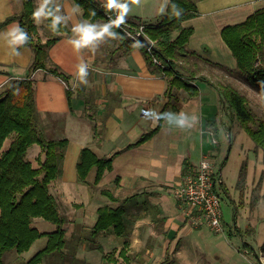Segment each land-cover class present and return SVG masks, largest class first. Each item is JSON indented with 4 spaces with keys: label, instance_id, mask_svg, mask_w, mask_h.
Returning <instances> with one entry per match:
<instances>
[{
    "label": "crops",
    "instance_id": "1",
    "mask_svg": "<svg viewBox=\"0 0 264 264\" xmlns=\"http://www.w3.org/2000/svg\"><path fill=\"white\" fill-rule=\"evenodd\" d=\"M53 2L56 8H59L56 15L65 17L72 31L77 24L90 23L83 17V10L78 13L74 0H63L61 6L56 1ZM169 2L170 0L167 1L166 9ZM197 6V14L182 23L183 26L194 29L187 45L188 49L198 52L214 63L235 69L237 60L224 41L222 30L227 25L244 21L255 11L263 8L264 0H198ZM22 8V0H0V22L10 15L20 13ZM131 18L147 22L146 16L129 12L125 19ZM42 23H37L38 37L41 41H46L52 35V30L47 23ZM13 24L19 23L13 21L0 28V64L4 70L0 73V93L12 79L30 78L35 88L40 127L49 139L67 138L60 173L51 184V191L59 205L63 209L68 207L63 206L65 201L59 202V199L62 198L65 187L81 181L95 188L97 195L95 201L99 203L94 204L92 208H81L84 211L83 217L81 215L79 218L76 217V222L78 219L85 222V218H90L91 211L97 212L103 205H118L125 198L136 194L135 198L128 202L125 220L128 226L129 224L135 226L137 237L141 240L166 241L169 249L174 245L177 250L170 249L174 263L176 261L179 264H204L202 259L200 261L196 259L195 253H201L203 259L210 257L211 259L207 260L208 264L211 260L221 264L223 261L224 264L228 263V260L231 261L230 255L233 250L229 243L232 240L231 236L237 232L233 233L229 229L232 233L229 236L228 230L230 239L221 233L212 237L211 246L199 245L198 240L204 235L202 228H198L197 231V228L189 224L175 195V188L181 178L185 173L196 169L201 156H207L211 152L215 154L213 160L216 159V155L220 156V160L227 157L226 146L224 151L220 146L222 143L231 144L235 120L223 107V98L219 91L210 84L198 80L196 84L199 87V94L196 96L189 97L183 88L176 90L175 109L170 104L166 105L167 79L160 73L151 72L145 54L140 48H134L129 52L106 49L103 56H106L107 60L97 64L101 48L97 46L94 49L87 47L75 49L70 43L75 38L74 33L70 36L63 34L48 52V63L57 64L62 71L71 76L67 82L44 68L29 71L33 61L32 48L16 46L15 51L19 55H15L2 35ZM81 61L88 66L86 84L81 83L77 76V66ZM69 88L72 91L71 100L67 93ZM165 107V113L184 112L189 117L196 116L197 122L191 127L180 128L162 119L161 127L154 136L140 145L125 148L144 132L157 127L160 119L154 120L148 113L160 114ZM95 126L100 131L96 139ZM199 144L201 148L198 152ZM89 145L99 155L108 156L121 151L116 154L112 169L107 170L98 182L96 167L90 170L84 180L80 178L77 169L81 150ZM26 157L34 166H38L39 158L44 159L45 153L39 144H33L28 148ZM223 167L222 165V172ZM113 188L116 189L115 192ZM107 189L111 190L115 199L111 200L112 198L102 192ZM121 193H125L123 198L119 197ZM134 200L136 204L133 203ZM71 206L80 209V201L73 200ZM131 208L135 212V217L130 223L127 214ZM38 220L35 219L32 224L41 231L49 232L56 228L53 223ZM93 224L92 221L91 225ZM234 225L238 226L235 220ZM205 229L211 233L209 228ZM239 230V227L235 228V231ZM187 237L196 247L195 252L185 247ZM46 241L47 239L45 243ZM247 244L245 243V248L252 249ZM213 257H222V261L219 262Z\"/></svg>",
    "mask_w": 264,
    "mask_h": 264
},
{
    "label": "trees",
    "instance_id": "2",
    "mask_svg": "<svg viewBox=\"0 0 264 264\" xmlns=\"http://www.w3.org/2000/svg\"><path fill=\"white\" fill-rule=\"evenodd\" d=\"M23 8L20 13L10 15L0 22V28L13 21H18L19 26L27 32L28 41L21 46H30L33 50V61L29 71L44 68L57 75L66 82L71 76L55 63L49 64V48L56 43L63 34L72 35L71 27L62 21L56 29L52 28V17L46 16L48 27L52 35L41 41L38 37V25L33 18L36 11L35 0H22ZM83 10V17L89 22L103 20L112 21L109 14L114 15L115 10L108 9L107 2L101 0H74ZM129 3L130 1L127 0ZM198 0H170L166 12L157 23L146 22L142 19H125L132 28L138 29L143 25V35L154 42L152 54L147 51L141 41L127 35L122 27H113L118 36V45L114 51L129 52L140 48L146 57L147 65L151 72L160 73L167 79L165 95L168 98L166 105L177 108L175 93L176 88H183L189 97L199 94L196 81H204L219 91L225 107L233 120L246 131L255 142L257 148L263 151L264 161V118H258L249 105L247 97L229 80V77H217L215 70H227L230 75L238 74L246 78L249 84L264 94V7L255 11L244 21L227 25L222 30L225 43L231 48L237 60L235 69L214 63L201 56L196 51L188 49V42L194 32L193 27L182 26L184 20L198 12ZM182 9L177 17L173 11ZM56 14V6L51 2L47 8ZM119 11V10H118ZM175 31L178 33L175 35ZM156 57L161 64L153 60ZM4 72L0 64V73ZM208 73V74H207ZM69 99L72 98L70 88L67 91ZM166 107L160 114L165 113ZM159 120L157 127L144 132L136 141L129 143L125 148L140 145L150 139L159 130L162 124ZM94 138L100 135L99 129L94 127ZM15 135L9 148L4 149L6 139ZM67 138L49 139L39 125L35 100V88L30 78L12 79L8 86L0 93V264H4V256L15 250L19 254L28 251L39 238L46 237L47 241L27 264H39L48 254L62 252L66 244L67 230L64 224L66 215L61 212L56 196L51 191L52 182L60 173V163L67 146ZM33 144H39L45 153L44 159L39 158V165L34 166L27 159V150ZM116 151L111 155H99L89 145L80 153L77 169L81 179H85L94 167L97 168L96 182L107 170L113 167ZM228 156L225 158L226 163ZM186 167L188 163L186 162ZM248 174V160L241 164L237 185L240 189V200L244 204L245 188ZM111 200L115 199L111 190H103ZM228 192V190H227ZM136 196L125 198L118 205H103L97 210L96 222L92 226V233H110L124 236L128 230L125 220L127 203ZM236 217V212L234 214ZM44 219L56 225L49 232L39 230L33 226L35 219ZM238 229V228H237ZM232 235L229 231V236ZM129 241L120 251L126 258ZM264 251V242L262 243ZM103 254V258L114 255ZM258 256V255H257ZM252 264V263H250Z\"/></svg>",
    "mask_w": 264,
    "mask_h": 264
},
{
    "label": "rangeland",
    "instance_id": "3",
    "mask_svg": "<svg viewBox=\"0 0 264 264\" xmlns=\"http://www.w3.org/2000/svg\"><path fill=\"white\" fill-rule=\"evenodd\" d=\"M36 9L39 8L43 0H35ZM56 1L59 6L63 3V0H52ZM130 13H137L139 16H146L147 21L155 23L156 20H160L161 16L166 12V4L168 0H140L139 4L132 3V0H129ZM106 4L107 0H103ZM54 3V2H53ZM55 4V3H54ZM75 7L78 13L82 12V8L79 5L75 4ZM46 22V16L41 17L39 24ZM106 24L105 21L99 20L94 23ZM42 23V24H43ZM93 23V22H90ZM48 26V25H47ZM46 26V27H47ZM130 29L135 31L136 29L132 28L129 24ZM183 26V24H182ZM114 32V31H113ZM178 31H175V35ZM119 36L117 35L115 39L111 37H106L103 42H100L98 46L101 48L99 51L100 59L97 60V64L103 63V60L106 61L107 57L103 56L104 51L109 48H115L118 45ZM91 49V48H88ZM103 58V59H102ZM217 77H229V80L247 97L249 105L253 109L254 113L258 118H264V94L259 90L252 87L246 78H241L242 76L238 74L230 75L227 70H215ZM208 74V73H207ZM177 89L176 88L175 93ZM177 105V102H175ZM226 109V108H225ZM230 131V130H229ZM15 135L9 136L3 147L4 149L9 148L14 140ZM212 141V138L211 140ZM217 140H215L216 142ZM226 146V156H228L226 163L219 159L216 155L214 159L216 165H223V180L225 182L224 194L222 195V209H223V220L225 229L223 231H217L213 227L202 224L196 226L195 223L189 224L192 227L202 228L201 231L204 233L199 245L205 244V246H211L212 237L216 234H221L228 236V230L231 229L234 234L231 236L232 240L230 243L232 245V254L231 261L228 260L226 264H264V251L262 250V243L264 242V161H263V151L261 148H257L255 142L250 138L246 131L237 123L233 125L232 130V141L231 144L225 145L221 144V148L224 151ZM200 144L198 146V152L200 150ZM201 155V154H200ZM211 152L207 156H210L213 159ZM219 155V154H218ZM200 158V157H199ZM202 158V156H201ZM200 158V159H201ZM226 158V157H225ZM28 159V158H27ZM196 159L198 157L196 156ZM244 160H248V174L247 182L245 188V197L244 204L240 200V189L237 185L238 173L241 167V164ZM228 190V192H227ZM115 192L116 189L113 188ZM125 193L119 195L120 198H123ZM95 188L89 184L82 182H77L74 185H69L65 187L64 194L60 201H65L63 206L68 207L63 209L60 205L59 208L67 217V222L64 224V227L67 230L66 233V244L62 252H55L48 254L44 257L43 261L39 264H173V256L170 253V249L175 251L177 248L171 245V248H167L168 242H158V241H143L140 237H137L135 226L129 224L127 233L123 236H116L115 234L110 233H92V225L96 222L97 212L94 213L91 211L90 218H85V222L79 221L76 222V217L79 218V215L83 217V209L92 208L94 204L99 203L95 201ZM73 200L80 201V206L74 208L71 206ZM178 200V199H177ZM179 202V201H178ZM136 204V201L134 202ZM115 205V204H114ZM129 203L127 204L128 207ZM187 205L181 206V209L186 215L185 207ZM131 207V206H130ZM129 207V208H130ZM236 212V217L234 214ZM87 211L86 215H88ZM128 213V212H127ZM135 212L131 208L130 213L127 214V219L132 221L135 217ZM88 217V216H87ZM44 220V219H43ZM188 221V217H186ZM234 220L237 221L238 226L234 225ZM38 221H42V218ZM50 222V221H49ZM90 222V224H89ZM52 223V222H50ZM240 228L239 231H235V228ZM209 228L211 233L205 229ZM205 229V230H204ZM230 231V230H229ZM212 235V236H211ZM237 236V237H236ZM211 237V240H210ZM170 238V236H169ZM229 238V236H228ZM46 237L35 241L32 247L25 251L22 254H19L15 250L8 252L4 256V264H27L28 260L31 259L41 248L45 245ZM171 239V238H170ZM230 239V238H229ZM128 240L129 244L127 247L126 258L120 255V251L125 246V241ZM245 243H248L251 248H248V252L245 249ZM247 244V245H248ZM185 247L187 250L195 252L196 247L190 242V238H186ZM208 249L207 247H204ZM212 250V249H211ZM214 251V250H212ZM217 251V250H216ZM107 253L112 255L107 258H103V254ZM191 255V254H189ZM197 260H203L204 264H208V259L210 257L204 258L201 253H195ZM258 255V256H257ZM223 257V256H222ZM222 257H213L219 262L222 261ZM191 262L194 263V260L191 259ZM174 264H179L175 261ZM210 264H221L215 263L211 260ZM224 264V261H223Z\"/></svg>",
    "mask_w": 264,
    "mask_h": 264
},
{
    "label": "built area",
    "instance_id": "4",
    "mask_svg": "<svg viewBox=\"0 0 264 264\" xmlns=\"http://www.w3.org/2000/svg\"><path fill=\"white\" fill-rule=\"evenodd\" d=\"M119 11L115 10L114 15L109 14L115 20ZM127 35L140 41L143 35V25L133 31L129 23L121 24ZM146 37V36H145ZM147 38V37H146ZM148 39V38H147ZM150 45H145L148 52L152 54L154 42L148 39ZM153 60L161 64L156 57ZM66 84V83H65ZM68 86V85H67ZM207 167H204V165ZM225 182L223 180L222 165H216L210 156H202L196 169L183 175L179 185L175 188V195L181 206L185 207L186 217L196 226L206 224L217 231L225 229L222 209V195L224 194ZM248 252V249H245Z\"/></svg>",
    "mask_w": 264,
    "mask_h": 264
},
{
    "label": "clouds",
    "instance_id": "5",
    "mask_svg": "<svg viewBox=\"0 0 264 264\" xmlns=\"http://www.w3.org/2000/svg\"><path fill=\"white\" fill-rule=\"evenodd\" d=\"M52 2V0H43L39 8L33 13V18L39 23L41 17L51 16L52 17V28L56 27L62 22H66V18L60 15H56L53 11L47 10V6ZM132 3L139 4L140 0H132ZM108 9H118L119 13L115 20L110 21L107 24H93L88 22H82L77 24L73 28L74 39L70 41L75 49L79 50L82 48H95L100 42H103L106 37L116 38L117 34L111 29L119 27L121 24L125 23V17L130 12L129 3L127 0H107ZM177 6L173 5L174 14L179 17L181 15L182 9L177 10ZM56 12H59V8H56ZM12 48L15 55H19L15 51L16 46L23 45L28 41V34L24 31L19 24H13L5 33L2 34ZM77 76L81 83H87L86 77L88 76V66L83 61H81L78 66ZM154 120H159L161 118L165 119L168 124L175 125L180 128L191 127L195 122H197L196 116L189 117L184 112L179 114L167 112L159 114L156 112L148 113ZM204 167H207L205 164Z\"/></svg>",
    "mask_w": 264,
    "mask_h": 264
},
{
    "label": "water",
    "instance_id": "6",
    "mask_svg": "<svg viewBox=\"0 0 264 264\" xmlns=\"http://www.w3.org/2000/svg\"><path fill=\"white\" fill-rule=\"evenodd\" d=\"M139 39L145 45H150V42L148 41V39L144 35H141Z\"/></svg>",
    "mask_w": 264,
    "mask_h": 264
}]
</instances>
